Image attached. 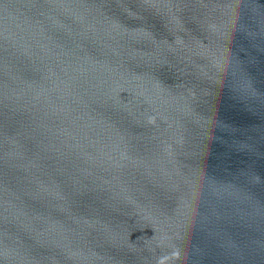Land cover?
I'll use <instances>...</instances> for the list:
<instances>
[{"label":"water","instance_id":"95a60500","mask_svg":"<svg viewBox=\"0 0 264 264\" xmlns=\"http://www.w3.org/2000/svg\"><path fill=\"white\" fill-rule=\"evenodd\" d=\"M0 264H264V0H0Z\"/></svg>","mask_w":264,"mask_h":264}]
</instances>
